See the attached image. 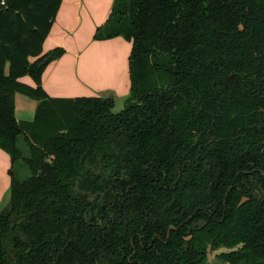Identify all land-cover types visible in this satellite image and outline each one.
Masks as SVG:
<instances>
[{"label":"trees","instance_id":"trees-1","mask_svg":"<svg viewBox=\"0 0 264 264\" xmlns=\"http://www.w3.org/2000/svg\"><path fill=\"white\" fill-rule=\"evenodd\" d=\"M4 1L0 264H264V0H113L93 40L132 44L117 113L41 88L61 0Z\"/></svg>","mask_w":264,"mask_h":264},{"label":"crops","instance_id":"crops-1","mask_svg":"<svg viewBox=\"0 0 264 264\" xmlns=\"http://www.w3.org/2000/svg\"><path fill=\"white\" fill-rule=\"evenodd\" d=\"M112 4L113 0H61L42 44V53L55 48L64 50L63 56L51 62L41 76V88L49 97L107 98L113 100L114 112L123 109L130 95L129 56L132 44L121 37L93 40L95 30L107 20ZM19 82L35 87L28 76L19 79ZM14 104L16 119L33 120L36 101L16 94ZM0 179L4 182L2 172ZM0 187V206L3 210L7 206L9 187L6 183H0Z\"/></svg>","mask_w":264,"mask_h":264},{"label":"rangeland","instance_id":"rangeland-1","mask_svg":"<svg viewBox=\"0 0 264 264\" xmlns=\"http://www.w3.org/2000/svg\"><path fill=\"white\" fill-rule=\"evenodd\" d=\"M124 107H125V105H124ZM17 120L19 121L18 118H17ZM0 153H1L0 154L1 155L0 156V175H1V172H2L3 179H4V182L3 181H0V183L1 184L6 183V185L9 187V190H10V184H11V180H10V177H9L10 160H9V158L7 157V155L4 152L1 151ZM0 192H1V187H0ZM2 208H3V206H0V210ZM222 251H224V249L218 250L216 252H209L208 259H207V263L206 264H225V263H223V262H221V261H219V260L216 259V255L219 254Z\"/></svg>","mask_w":264,"mask_h":264},{"label":"built area","instance_id":"built-area-1","mask_svg":"<svg viewBox=\"0 0 264 264\" xmlns=\"http://www.w3.org/2000/svg\"><path fill=\"white\" fill-rule=\"evenodd\" d=\"M5 4L4 0H0V5L3 6Z\"/></svg>","mask_w":264,"mask_h":264},{"label":"flooded vegetation","instance_id":"flooded-vegetation-1","mask_svg":"<svg viewBox=\"0 0 264 264\" xmlns=\"http://www.w3.org/2000/svg\"><path fill=\"white\" fill-rule=\"evenodd\" d=\"M219 250H221V249H219ZM218 251V250H217ZM210 252H216V251H210Z\"/></svg>","mask_w":264,"mask_h":264}]
</instances>
